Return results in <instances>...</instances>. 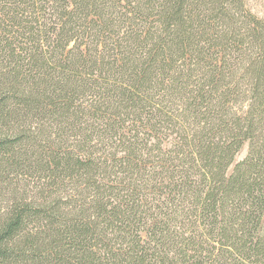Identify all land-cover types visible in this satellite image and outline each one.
<instances>
[{
  "label": "trees",
  "instance_id": "trees-1",
  "mask_svg": "<svg viewBox=\"0 0 264 264\" xmlns=\"http://www.w3.org/2000/svg\"><path fill=\"white\" fill-rule=\"evenodd\" d=\"M96 1L0 0V264H252L207 236L187 121L82 68ZM213 2L264 55V17Z\"/></svg>",
  "mask_w": 264,
  "mask_h": 264
},
{
  "label": "rangeland",
  "instance_id": "rangeland-1",
  "mask_svg": "<svg viewBox=\"0 0 264 264\" xmlns=\"http://www.w3.org/2000/svg\"><path fill=\"white\" fill-rule=\"evenodd\" d=\"M246 1L264 17V0ZM166 10L168 0H97L81 66L187 121L209 178L207 236L264 262V55L247 24L237 16L232 26L213 0H188L169 29Z\"/></svg>",
  "mask_w": 264,
  "mask_h": 264
}]
</instances>
